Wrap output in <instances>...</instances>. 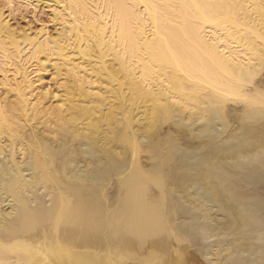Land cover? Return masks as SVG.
I'll return each instance as SVG.
<instances>
[{"label": "bare ground", "instance_id": "6f19581e", "mask_svg": "<svg viewBox=\"0 0 264 264\" xmlns=\"http://www.w3.org/2000/svg\"><path fill=\"white\" fill-rule=\"evenodd\" d=\"M4 5L49 19L0 9V264H187L191 207L261 241L220 171L264 192V0Z\"/></svg>", "mask_w": 264, "mask_h": 264}, {"label": "rangeland", "instance_id": "374dc122", "mask_svg": "<svg viewBox=\"0 0 264 264\" xmlns=\"http://www.w3.org/2000/svg\"><path fill=\"white\" fill-rule=\"evenodd\" d=\"M4 3H5V0H0V9H2V11H4V13L6 15L7 14L9 15L11 26H12V28H15L14 30L17 29L16 31L18 33H19V31L23 32V29L26 30V28L27 29L30 28L31 31L34 30L37 27V24H38V23L36 24L34 22L36 19H37L36 21L42 22V23H44V21L46 22V20L49 19V15H48L47 11L43 10L42 8H39L38 11L36 12V14H34V17H35L34 19L35 20H33V14L30 13L31 10L24 11V10L20 9V12H17L18 14L16 12H15V14L11 13V15H12V17H11L10 14L7 13L8 9L5 7ZM41 10H43V11H41ZM35 25H36V27H35ZM52 27L53 26H51V24L48 27L49 28L48 30L50 31V33H53V28ZM19 34H21V33H19ZM49 74H50L49 72L44 74V79L42 81V84H43V86H45V88L46 87L49 88L52 85V87L49 88V90L52 91V90H54L53 89L54 85H53V81H52V76L49 75ZM45 75H47V76H45ZM50 82H51V84H50ZM47 83H48V85H47ZM2 93H1V95H2ZM174 154L178 158H180L182 160V163H181L182 166L186 165L187 161L185 159V156H187L188 152H185V151L180 149L177 152H175ZM262 167H263L262 165H256L255 169L253 167H250V168H246L247 170H244L241 167L238 168V167L234 166L233 164H225L222 167L223 171H220V173L222 172L221 173L222 177H226L228 175L229 176L231 175L230 176L231 179L233 178V180H234V182L231 183V185L234 184L233 186L237 187L235 189V193H237V192H238L237 194H240V193L242 194L243 193L245 196L249 197V200H248L249 201V205L247 204V207H254V205L251 206L253 204L252 201L253 202L254 201H258V200H256V198H258V197L261 198L262 195L264 197V192L258 193L259 191H262V189H260L261 185L259 183H256V182H254V183H251V182H249V183H247V182L246 183H244V182L240 183L241 181H239V180L242 179V177H243L242 175L243 174H244V177L248 176V174L252 171L251 170L252 168L255 171L259 172V171H262ZM225 172H226V174H225ZM227 172H228V174H227ZM229 172L231 174H229ZM244 172H247L248 174L244 173ZM234 176H235V178H234ZM237 177H240L239 180H238ZM233 186H232V188L234 189ZM238 189H240V190L237 191ZM255 195H256V198L253 199V197ZM250 197L253 200H251ZM263 200H264V198H263ZM243 208L245 209V211H246V209L248 210V208H246L245 206H241L240 210L242 211ZM250 209H252V208H250ZM189 210L191 211L190 215L194 214V215H192V217L193 216H198V215H200V216H199L198 220L196 221V223H194V225H192V223L186 225L185 221L180 220V222L182 223L181 224L182 228H184V229L186 227L188 228V229L186 228V230H188L187 231V236L189 235L188 236V242L189 243H188V249L186 251L185 256H186V260L187 261L189 260V258H191L190 259L191 262L189 261V263L187 262V264H191V263L192 264H197V262L200 263V264H264V256L262 257L261 260L260 259H255V261H254V257H253L254 255L250 256V258H248L249 256H247L248 253L246 251L247 249H249V250H251V252L254 251L253 253H256V252L257 253L258 252L261 253V250H256V249H258V248L260 249L259 246H260V244H262V242L264 240V212L257 211L255 209H253V211L255 210V212L252 213V218H251V220H252V225L251 226H253V227L255 226V228L259 227L258 228V233L260 235H258V234L257 235H258V237H259V239L261 241H257V240H252L251 241L250 240L249 242H246L245 238L247 236H245L244 228L240 229V230H237V232L236 231L229 232L230 231L229 229H232V226H231V224L229 222V218L226 217V214H225V212H223V210L218 209V208L216 210V208H214V207H206V208L204 207V210H205L204 212L197 211V210L195 211L194 209H192V207ZM204 213H205V215H207V217L204 216ZM188 217H191V216H188ZM206 218H207V220H206ZM188 219L191 220V218H188ZM188 225H189V227H188ZM190 225H192V227ZM190 227H191L192 230H190ZM201 227H203L204 229L203 228L201 229ZM261 228H262V230H261ZM189 231H192V232L190 233ZM216 233H217V235H215ZM209 234L210 235L214 234V236L210 237ZM236 240H238V241H236ZM239 244L240 245H244L242 247L243 248L242 250L245 249L244 251L241 252V251H239V247L238 248L235 247V246H238ZM225 246L227 247V249H226ZM189 251L191 253H189Z\"/></svg>", "mask_w": 264, "mask_h": 264}]
</instances>
